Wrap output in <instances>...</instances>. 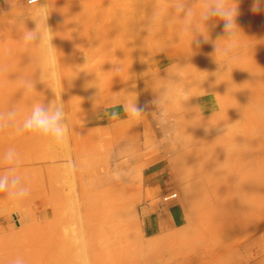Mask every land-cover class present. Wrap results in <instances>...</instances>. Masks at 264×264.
<instances>
[{
	"label": "rangeland",
	"instance_id": "rangeland-1",
	"mask_svg": "<svg viewBox=\"0 0 264 264\" xmlns=\"http://www.w3.org/2000/svg\"><path fill=\"white\" fill-rule=\"evenodd\" d=\"M236 2L238 47L224 57L214 55L224 46L218 18L199 47L174 29H142L171 0H40L51 11L58 79L37 82L29 100L16 80L33 75L39 55L24 52L16 23L28 8L0 0V62L9 67L0 111L56 99L69 124L62 149L0 132V154L17 150L30 188L20 203L0 193V264H264V0ZM87 69L90 79L78 74ZM177 71L194 96L160 109L151 101ZM112 75L120 78L88 86ZM135 98L145 110L138 121L119 106Z\"/></svg>",
	"mask_w": 264,
	"mask_h": 264
},
{
	"label": "clouds",
	"instance_id": "clouds-1",
	"mask_svg": "<svg viewBox=\"0 0 264 264\" xmlns=\"http://www.w3.org/2000/svg\"><path fill=\"white\" fill-rule=\"evenodd\" d=\"M17 2L28 8L27 15L16 17V23L20 26L23 50L31 58L32 49L39 51V55L34 61L32 58L33 75L20 74L16 79L22 90V95L31 100L33 94L37 92V82L46 84L58 79L56 48L52 44L55 33L47 23L51 12L48 9V4L42 5L40 0H11L12 8L16 6ZM253 10H257L256 5ZM238 15L236 0H202L199 8H196L191 0H171L170 9L161 7L157 3L152 8L151 15L147 18V23L143 25L142 29L147 31L148 35H154L160 27L174 29L178 42L188 40L190 47L193 43L199 47L201 43L209 41V21L218 18L223 21L224 46L221 49L216 44L214 55L221 53L224 57H230L238 47V36L241 31L237 24ZM25 18H30L35 22L34 29L29 30L25 27ZM85 57V64H87L89 58ZM215 61L219 64L216 59ZM8 71V65L0 62V76ZM121 71L122 69L118 65H114L111 70L117 75ZM97 79L91 81L88 86L98 88L95 82ZM183 79L182 72L167 73L165 83L162 84L156 98L151 103L160 109L169 101L185 104L194 95L190 87L179 84ZM119 106L123 107L124 113L132 120L138 121L145 114V110L138 106L136 98L125 99ZM108 116L112 120L119 119V113L116 111L109 112ZM162 116L168 117L169 113L162 111ZM164 122L166 123L167 120ZM7 130H12L16 135L27 133L30 138L42 142L50 148L62 149L69 143V124L65 105L61 100L54 99L48 103L32 102L26 113L18 105L11 106L7 111H0V132ZM219 131L224 133L225 128L223 127ZM0 164L4 166L3 172H0V193L5 194L6 198L12 202L24 201L30 194V188L19 172L20 154L14 147H9L0 154ZM13 264H23V261L17 258Z\"/></svg>",
	"mask_w": 264,
	"mask_h": 264
},
{
	"label": "bare ground",
	"instance_id": "bare-ground-1",
	"mask_svg": "<svg viewBox=\"0 0 264 264\" xmlns=\"http://www.w3.org/2000/svg\"><path fill=\"white\" fill-rule=\"evenodd\" d=\"M86 71H87V72H86ZM86 71H83V70H82L81 72H79V74H80L81 76H86V77H88V78L90 79V75H91V73H88V72H89V69H87ZM113 74H114V73H113ZM80 75H79V76H80ZM75 76H77V75H75ZM72 77H73V76H72ZM118 78H120V77L117 76V75H115V76L112 75L111 77H110V76H106V77L98 78V80H96V81H97V82H100V83H103V82H105V83H111V82H113V81L118 80ZM73 132H74V131H73ZM75 136H76V135H75ZM77 136H78V135H77ZM197 168H198V167H197ZM204 170H207V169H204ZM211 170H212V169H211ZM211 170H210V171H211ZM201 171H202V170H201ZM201 171H200V172H201ZM211 174H212V172H211ZM210 177H211V176H210ZM207 178H208V177H207ZM207 178H206V180H208ZM207 182H208V181H207ZM210 182H211V181H210ZM204 183H205V182H204ZM248 186H249V185H248ZM248 186H247V184H245V185H244V190H246V192H249L250 195H251V194H253V193H252V191H251L250 188L248 189ZM262 190H263L262 192H263V194H264V186L262 187ZM205 193H206V192H205ZM205 193H204V194H205ZM255 193H256V192H255ZM206 194H208V193H206ZM197 196H198V195H197ZM263 196H264V195H263ZM200 197H201V196H200ZM208 198H209V197H208ZM236 199H238V198H236ZM240 199H241V200H240ZM240 199H239V200H236V201H237L236 205H237L238 207H239L243 202H245L244 200H242V197H241ZM248 200L251 202V198H248V199H247V202H249ZM204 203H205V202H204ZM219 205H220V204H219ZM202 206H203V204H202ZM214 207H215V206H214ZM220 207H221V206H220ZM212 208H213V207H212ZM217 208H218V207H217ZM218 210H220V208H219ZM252 211H253V212H252ZM256 211L259 212V209H257ZM254 212H255V211L251 209V213H248V214H246V215H247V216H249L250 214L253 215V214H255ZM252 213H253V214H252Z\"/></svg>",
	"mask_w": 264,
	"mask_h": 264
},
{
	"label": "crops",
	"instance_id": "crops-1",
	"mask_svg": "<svg viewBox=\"0 0 264 264\" xmlns=\"http://www.w3.org/2000/svg\"><path fill=\"white\" fill-rule=\"evenodd\" d=\"M7 1H10V0H4V2H6V3H7ZM160 188L163 190L164 186L163 185H160Z\"/></svg>",
	"mask_w": 264,
	"mask_h": 264
},
{
	"label": "built area",
	"instance_id": "built-area-1",
	"mask_svg": "<svg viewBox=\"0 0 264 264\" xmlns=\"http://www.w3.org/2000/svg\"><path fill=\"white\" fill-rule=\"evenodd\" d=\"M177 197V194H172L171 198Z\"/></svg>",
	"mask_w": 264,
	"mask_h": 264
}]
</instances>
